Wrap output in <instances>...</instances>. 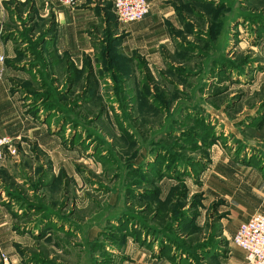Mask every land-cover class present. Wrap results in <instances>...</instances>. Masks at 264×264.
<instances>
[{"label": "rangeland", "instance_id": "1", "mask_svg": "<svg viewBox=\"0 0 264 264\" xmlns=\"http://www.w3.org/2000/svg\"><path fill=\"white\" fill-rule=\"evenodd\" d=\"M189 1L171 65L93 70L88 81L86 72L69 78L43 39L52 9L10 0L9 17L0 16L13 46L6 60L27 74L15 84L28 110L81 144L72 160L82 186L67 179L62 190L61 179L54 188L55 198L67 190L57 211L72 229L66 253L53 252L60 264H133L144 250L166 264H226L240 250L202 174L218 145L264 176V0Z\"/></svg>", "mask_w": 264, "mask_h": 264}, {"label": "crops", "instance_id": "2", "mask_svg": "<svg viewBox=\"0 0 264 264\" xmlns=\"http://www.w3.org/2000/svg\"><path fill=\"white\" fill-rule=\"evenodd\" d=\"M19 1L28 2L30 9H52L55 27L43 39L51 43L58 59H65L63 72L69 70V78L72 74L83 76L89 68L153 70L171 65L169 56L179 47L177 33L185 19L183 5L190 2L148 0L150 11L143 19L124 23L115 14L113 0H82L74 9L55 0ZM9 2L0 0L1 18L9 17ZM2 39L0 31V56H5L4 61L0 60V135L10 136L12 142L0 161V264L2 253L13 264H60V259L53 260V252L66 253L64 246L72 229L71 220H62L57 211L67 190L55 198L54 188L63 180L59 185L63 190L67 179L82 186V176L77 175L73 164L78 160H72L73 153L81 152V144L67 143L55 126L41 121L40 113L36 116L28 110L25 95L15 84L16 78H26L27 74L9 65L6 59L13 46ZM5 39L10 40L11 35ZM60 114L61 120L68 117ZM68 124L72 123H64L65 133L71 130ZM210 160L202 174L203 182L210 199L224 200L222 207L232 216L224 235L233 238L242 222L255 213L264 214V176L255 164L232 159L218 145L213 146ZM137 246L130 242L127 250L137 253ZM235 246L240 250H232L224 259L226 264H245L246 252ZM131 259L126 262L166 264L145 250L143 256Z\"/></svg>", "mask_w": 264, "mask_h": 264}, {"label": "built area", "instance_id": "3", "mask_svg": "<svg viewBox=\"0 0 264 264\" xmlns=\"http://www.w3.org/2000/svg\"><path fill=\"white\" fill-rule=\"evenodd\" d=\"M69 8H76L82 0H55ZM115 14L119 21L127 23L143 19L150 11L148 0H113ZM3 59V58H2ZM10 136L0 135V161L6 146L11 144ZM232 241L246 252L247 264H264V214L255 213L236 229ZM1 264H11L8 256L1 254Z\"/></svg>", "mask_w": 264, "mask_h": 264}, {"label": "trees", "instance_id": "4", "mask_svg": "<svg viewBox=\"0 0 264 264\" xmlns=\"http://www.w3.org/2000/svg\"><path fill=\"white\" fill-rule=\"evenodd\" d=\"M54 27L55 26H52V31L54 30ZM86 72V76L88 77L87 78V81L89 80V78L91 77V76H93V69H91V68H89V69H87L86 71H84V73ZM131 73H133V70L131 71ZM60 112H62V113H65V112H67V109H65V108H63L62 110H60ZM66 119H69V116L66 118Z\"/></svg>", "mask_w": 264, "mask_h": 264}]
</instances>
